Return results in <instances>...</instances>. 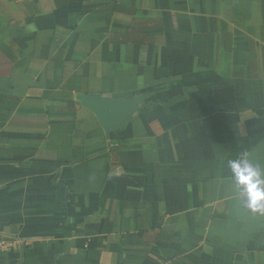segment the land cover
Returning <instances> with one entry per match:
<instances>
[{
    "label": "crops",
    "instance_id": "1",
    "mask_svg": "<svg viewBox=\"0 0 264 264\" xmlns=\"http://www.w3.org/2000/svg\"><path fill=\"white\" fill-rule=\"evenodd\" d=\"M132 99L105 128L81 101ZM264 0H0V264H264Z\"/></svg>",
    "mask_w": 264,
    "mask_h": 264
},
{
    "label": "clouds",
    "instance_id": "2",
    "mask_svg": "<svg viewBox=\"0 0 264 264\" xmlns=\"http://www.w3.org/2000/svg\"><path fill=\"white\" fill-rule=\"evenodd\" d=\"M229 163L246 207L254 213L264 214V173L247 159Z\"/></svg>",
    "mask_w": 264,
    "mask_h": 264
},
{
    "label": "water",
    "instance_id": "3",
    "mask_svg": "<svg viewBox=\"0 0 264 264\" xmlns=\"http://www.w3.org/2000/svg\"><path fill=\"white\" fill-rule=\"evenodd\" d=\"M81 104L89 108L105 128L121 124L137 109L132 99L104 98L95 95H88Z\"/></svg>",
    "mask_w": 264,
    "mask_h": 264
},
{
    "label": "built area",
    "instance_id": "4",
    "mask_svg": "<svg viewBox=\"0 0 264 264\" xmlns=\"http://www.w3.org/2000/svg\"><path fill=\"white\" fill-rule=\"evenodd\" d=\"M14 247V243L8 239L0 240V249L7 250Z\"/></svg>",
    "mask_w": 264,
    "mask_h": 264
}]
</instances>
